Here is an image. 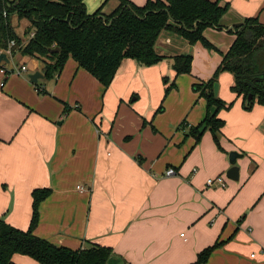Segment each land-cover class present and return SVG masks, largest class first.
<instances>
[{
  "label": "crops",
  "instance_id": "crops-1",
  "mask_svg": "<svg viewBox=\"0 0 264 264\" xmlns=\"http://www.w3.org/2000/svg\"><path fill=\"white\" fill-rule=\"evenodd\" d=\"M220 3L227 13L203 33L214 49L165 30L155 48L166 58L151 66L124 60L107 88L71 57L49 80L45 62L18 49L2 62L0 70H26L0 71V217L27 229L32 190L49 188L34 233L72 250L108 246L107 264H191L216 241L205 264H264V106L244 110L230 90L233 75L222 72L217 95L234 103L218 113V143L208 130L197 143L187 135L206 114L194 85L213 76L234 25L249 17L264 24V0ZM84 4L107 15L120 1ZM11 23L23 47L29 21L13 14ZM182 53L192 55L190 73L175 76L168 57ZM34 72L43 75L36 83ZM231 151L241 154L236 181L226 176ZM217 176L225 186H207ZM12 260L39 264L20 254Z\"/></svg>",
  "mask_w": 264,
  "mask_h": 264
},
{
  "label": "trees",
  "instance_id": "trees-1",
  "mask_svg": "<svg viewBox=\"0 0 264 264\" xmlns=\"http://www.w3.org/2000/svg\"><path fill=\"white\" fill-rule=\"evenodd\" d=\"M119 1L114 11L103 15L101 8L88 13L84 0H0V50H6L8 42L14 39L12 53L18 49L23 55L45 62L43 75L46 80L60 73L71 57L107 88L124 60L151 66L166 58L155 48L158 37L165 30L180 35L190 45L201 42L204 47L214 49L203 33L211 26L219 27L229 9L228 4H221L220 0H147L142 6L129 0ZM13 14L29 21L25 35L34 33L23 47L11 23ZM233 30L235 38L223 53L213 76L194 85L195 91L206 101L205 117L188 128L187 135L194 137L196 143L206 130L218 143L216 133L225 123L218 113L232 106V102L226 103L214 94V83L220 73L233 75L230 90L241 97L244 110H251L255 104L264 106V24L257 17H249ZM55 48L57 51H53ZM168 58L175 76L190 73V53ZM173 86L172 82L165 87L164 96ZM249 94L251 99L247 102ZM50 192L49 188L32 190L27 229L15 228L0 217V264H17L12 260L14 254L28 256L39 264H106L113 254L108 246L91 244L72 250L34 233L39 205ZM221 243L216 241L204 248L191 264H205Z\"/></svg>",
  "mask_w": 264,
  "mask_h": 264
},
{
  "label": "water",
  "instance_id": "water-1",
  "mask_svg": "<svg viewBox=\"0 0 264 264\" xmlns=\"http://www.w3.org/2000/svg\"><path fill=\"white\" fill-rule=\"evenodd\" d=\"M237 25H239V23L234 25V26H237ZM57 49L58 48H55L53 51H57ZM2 62L5 63V64H9L10 63V58L8 57V55L4 51L0 50V64ZM42 77H43V75L40 74L39 72H34V73L29 75L30 81H32L34 83H36L37 80L39 78H42ZM217 93H218V84L214 83V94L217 95ZM250 99H251V95L249 94L248 98H247V102H249ZM240 156H241V154H239L237 151H231L229 153V163H230L231 166L226 171V176L229 179L234 180V181L238 180V178H239V167L236 165V159L238 157H240ZM106 264H107V262H106Z\"/></svg>",
  "mask_w": 264,
  "mask_h": 264
},
{
  "label": "built area",
  "instance_id": "built-area-1",
  "mask_svg": "<svg viewBox=\"0 0 264 264\" xmlns=\"http://www.w3.org/2000/svg\"><path fill=\"white\" fill-rule=\"evenodd\" d=\"M33 34L34 33L31 32L29 34V38H31L33 36ZM13 47H15V40L14 39H11L8 42L7 49L4 51L8 55V57H11V55H13V53H12V48ZM25 70H26V66L21 65V66H15L10 71H6L4 69H1L0 71L6 77V76L10 75L11 73L20 74L21 72H23ZM172 173H173V170L172 169H169V170L166 171V174L167 175H170ZM206 184H207V186H213L214 184H219L222 187L225 186V182H224V180H223V178L221 176H217L215 178H209V179H207ZM77 187L79 188V186H77ZM251 256H253V254Z\"/></svg>",
  "mask_w": 264,
  "mask_h": 264
},
{
  "label": "rangeland",
  "instance_id": "rangeland-1",
  "mask_svg": "<svg viewBox=\"0 0 264 264\" xmlns=\"http://www.w3.org/2000/svg\"><path fill=\"white\" fill-rule=\"evenodd\" d=\"M93 13V12H92ZM5 51V50H4ZM70 58V57H69ZM217 84H218V80H217V82H216ZM226 102V101H225ZM230 102H232V101H229V102H226V103H230ZM233 103L234 102H232V105H233Z\"/></svg>",
  "mask_w": 264,
  "mask_h": 264
}]
</instances>
